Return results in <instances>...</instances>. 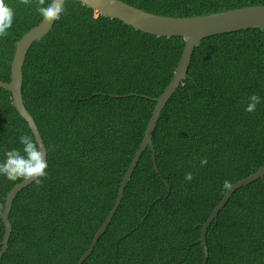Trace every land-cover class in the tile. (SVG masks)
Here are the masks:
<instances>
[{"label":"trees","instance_id":"1","mask_svg":"<svg viewBox=\"0 0 264 264\" xmlns=\"http://www.w3.org/2000/svg\"><path fill=\"white\" fill-rule=\"evenodd\" d=\"M168 16H196L264 0H123ZM15 17L0 37V79L11 80L18 41L39 24L35 0H6ZM30 47L23 67L26 108L47 147V175L16 195L13 230L0 264H78L111 212L186 40L157 36L80 0ZM95 17V18H94ZM262 102L246 112L247 98ZM33 135L0 86V161ZM119 208L82 264H203L204 223L232 185L264 165V30L207 36L169 98ZM206 157L207 165L201 166ZM193 173L191 181L185 180ZM24 179L0 176L2 213ZM167 182H166V181ZM170 186V191L168 188ZM207 264H264V178L236 189L207 232Z\"/></svg>","mask_w":264,"mask_h":264},{"label":"water","instance_id":"2","mask_svg":"<svg viewBox=\"0 0 264 264\" xmlns=\"http://www.w3.org/2000/svg\"><path fill=\"white\" fill-rule=\"evenodd\" d=\"M88 6L107 17L118 18L126 24L146 33L154 34L157 36L184 37L186 43L182 57L175 70L171 82L160 96L153 98L157 102V105L149 120L144 139L140 147L136 151L129 169L127 170L125 177L121 182L116 202L111 212L107 216L105 222L95 234L94 240L89 249L84 253L78 264H82L85 258L93 251L100 236L109 226L113 216L119 208L120 202L124 196L125 188L133 175V172L137 166L138 161L140 160L143 151L147 146H150L152 149V160L156 170L159 172V168L156 164L153 133L162 110L167 104L169 98L172 96L178 86L183 82L184 78L188 75V69L192 59V55L199 41L207 36L214 34L234 32L250 28H261L264 30L263 4L249 5L240 8L196 16H168L156 14L134 6L123 0H88ZM54 23L55 21L49 23L48 21L42 19L39 24L34 26L31 30H29L22 36V38L17 43L14 58L12 61L11 80L3 81L0 79V86L12 93L14 106L16 107L20 115L28 122V124L30 123L29 127L34 134L35 139L39 141L46 152L45 159H47L46 144L42 138L41 132L34 117L31 115L24 103L22 90L24 81L23 67L27 53L32 44L42 38L53 27ZM260 177L264 178V165L248 177L235 182L233 184V187L226 192L222 200L217 204L212 214L204 223L199 239V241L202 242L204 249L203 264H207L208 261L209 250L206 241L208 228L211 225L212 221L218 216L220 210L230 199L231 195L236 189ZM34 180L35 178L22 180L21 182L17 183L5 198V208L2 213V219L5 223V235L1 242L2 250L0 251V260L9 246V238L13 230V224L10 221V213L13 206V201L18 192L24 187L31 184ZM168 188L170 191L169 185Z\"/></svg>","mask_w":264,"mask_h":264},{"label":"clouds","instance_id":"3","mask_svg":"<svg viewBox=\"0 0 264 264\" xmlns=\"http://www.w3.org/2000/svg\"><path fill=\"white\" fill-rule=\"evenodd\" d=\"M19 2L23 5H30L32 0H19ZM80 3L88 6V0H80ZM35 10L45 21L51 23L59 20L61 14L65 12V0H35ZM14 17V9L6 3V0H0V37L7 36L8 30L13 25ZM261 102L262 98L258 94H251L247 98L245 111L254 112ZM19 142L22 149L5 151V159L0 161V176L6 177L9 181L35 178V183L42 185L41 178L47 175L46 169L48 168L44 148L37 139L33 138V135L27 133L19 136ZM207 163L206 157L201 158V166H205ZM193 178V173L187 172L185 174V180L191 181ZM232 187L233 185L229 180L223 181V189L226 192Z\"/></svg>","mask_w":264,"mask_h":264}]
</instances>
